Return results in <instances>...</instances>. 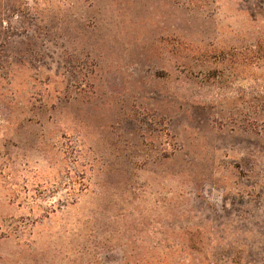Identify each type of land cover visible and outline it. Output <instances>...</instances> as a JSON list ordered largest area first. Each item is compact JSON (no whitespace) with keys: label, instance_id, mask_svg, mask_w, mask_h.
<instances>
[{"label":"rangeland","instance_id":"374dc122","mask_svg":"<svg viewBox=\"0 0 264 264\" xmlns=\"http://www.w3.org/2000/svg\"><path fill=\"white\" fill-rule=\"evenodd\" d=\"M0 264H264V0H0Z\"/></svg>","mask_w":264,"mask_h":264}]
</instances>
